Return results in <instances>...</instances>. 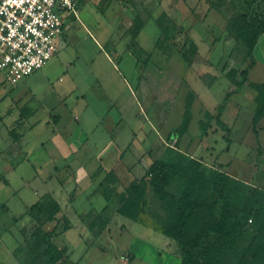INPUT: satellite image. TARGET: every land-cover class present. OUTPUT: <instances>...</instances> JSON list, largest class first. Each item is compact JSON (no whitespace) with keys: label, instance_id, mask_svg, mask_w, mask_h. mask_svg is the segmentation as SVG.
Masks as SVG:
<instances>
[{"label":"rangeland","instance_id":"rangeland-1","mask_svg":"<svg viewBox=\"0 0 264 264\" xmlns=\"http://www.w3.org/2000/svg\"><path fill=\"white\" fill-rule=\"evenodd\" d=\"M129 1L81 0L77 18L63 14L65 26L57 39L58 53L42 70L17 87L10 86L0 71L1 149L11 142L8 131L20 118V110L13 103L21 100L17 105L28 104L37 110L18 130L24 135L21 143L28 142L29 161L21 163L23 159L16 154L13 161L0 159V175L10 181V186L3 185L0 203L12 207L11 213L0 211L5 223L0 227V263L47 264L35 258L39 253L31 236L34 223L17 225L12 218L24 212V203H34L52 193L63 208L58 218L66 215L72 224L71 230L51 241L68 249V264H180L173 240L117 213L106 232L93 239L80 216L100 211L108 202L95 193L97 184L87 172L101 164L108 169L115 167L113 190H125L131 180L141 178L153 161L145 153L161 146L167 134L184 120L189 92L197 96L195 104L213 117L227 93L234 90L224 66L236 42L227 38V21L204 0H135L152 15L135 39L128 31L136 16ZM226 5L232 17H264V0H227ZM163 12L176 27L166 48L160 50L156 48L160 37L156 20ZM191 42L198 46L199 55L189 67L180 52ZM137 49L143 50L140 60L134 54ZM255 57L257 64L249 79L264 84V36ZM204 76L215 77L211 86ZM184 85L187 90L182 89ZM252 95L248 88L241 89L224 111L222 120L232 129L229 151L225 132L206 115L199 119L198 127L179 138L187 135L197 148L198 134H205L200 122L209 123L207 130L213 131L204 137L201 148L182 144L183 149L197 151L194 155L209 163L217 160L228 165L226 171L231 175L264 187V119L257 136L252 126ZM50 113L60 118L56 125L47 124ZM195 120L196 116L192 125ZM199 126L201 131L197 132ZM139 159L142 163L129 178L123 165L126 160ZM55 167L61 169L60 177L67 179L64 185L56 178L48 179ZM74 189L77 194L72 193ZM14 191L19 195L15 197ZM55 224H48L46 230L51 231ZM17 246L16 259L13 251Z\"/></svg>","mask_w":264,"mask_h":264},{"label":"trees","instance_id":"trees-1","mask_svg":"<svg viewBox=\"0 0 264 264\" xmlns=\"http://www.w3.org/2000/svg\"><path fill=\"white\" fill-rule=\"evenodd\" d=\"M204 1L209 9L215 10L227 21V38L236 42L224 66L234 90L227 93L215 117L206 115L209 121L215 119L217 126L225 132L229 151L232 129L222 121V116L232 96L243 88H248L253 94L252 126L257 136L259 124L264 119V84L249 79L250 71L257 64L255 50L264 35V17L257 14L232 17L227 0ZM129 2L136 16L128 31L136 39L152 15L140 2ZM156 24L161 31L156 48L163 50L171 40L170 32L176 25L166 12L161 14ZM142 51H134L137 60H140ZM180 54L191 67L199 55L198 46L191 42L189 48ZM207 78L211 86L215 77H203L204 80ZM194 101V94L189 92L183 123L170 134L168 139L171 143L188 132ZM200 123L207 132L209 123ZM10 133L14 142L20 144L22 136L17 129ZM114 179L113 173H110L106 181L111 184ZM110 195H115L117 199L118 215L151 226L173 240L178 247L180 264H264V187L231 176L223 165H206L182 152L178 143L167 146L162 157L150 166L146 174L131 182L123 192L118 193L108 187L104 196L110 199ZM61 211L60 204L50 195L42 197L29 209L28 215L34 223L31 235L36 244L34 250L39 253L35 254L36 260H46L47 264L69 263L68 249L60 248L51 241L53 237L72 229L70 220L63 217L61 230L58 223L51 232H44V226L57 221ZM81 219L92 236L98 239L110 225L111 209L106 206L101 212L92 210Z\"/></svg>","mask_w":264,"mask_h":264},{"label":"built area","instance_id":"built-area-1","mask_svg":"<svg viewBox=\"0 0 264 264\" xmlns=\"http://www.w3.org/2000/svg\"><path fill=\"white\" fill-rule=\"evenodd\" d=\"M81 0H0V71L17 86L58 53L63 14L78 17Z\"/></svg>","mask_w":264,"mask_h":264},{"label":"crops","instance_id":"crops-1","mask_svg":"<svg viewBox=\"0 0 264 264\" xmlns=\"http://www.w3.org/2000/svg\"><path fill=\"white\" fill-rule=\"evenodd\" d=\"M81 2V1H80ZM75 18H77V17H75ZM132 25V24H131ZM131 25H130V27H131ZM158 29H159V27H158ZM159 36H160V34H161V31H160V29H159ZM264 36V35H263ZM258 46V45H257ZM256 51V50H255ZM24 81V80H23ZM21 83V82H20ZM19 85V84H18ZM11 86V85H10ZM13 87H17V86H13ZM182 89H185V90H187L188 88H187V86H183L182 87ZM181 89V90H182ZM21 100H18L17 102H14L13 104L15 105V107L16 108H18L20 111V118L18 119V120H16L15 122H14V124L11 126V129L8 131L9 132V136L11 137V142L4 148V149H1L0 150V159L2 158V157H4V160L6 159V160H12L13 161V159H14V157H16L17 155H18V157H19V159H23L22 161H21V163H24V162H28L29 161V152H28V142H26V143H24V144H22L21 142L24 140V135L22 134V133H20L18 130H20L22 127H23V125H24V122L26 121V120H29L30 118H32L35 114H36V112H37V110H35V109H33V108H31L28 104H24V105H21V104H18L17 105V103H19ZM195 103H197V96L195 95V101H194V104H193V112H192V114H193V117H192V121H191V124H190V127H189V129H188V132L190 131V130H193V127L195 128V126H197V123H198V121H199V119L200 118H202V120H203V118L205 117V115H207V113H208V111H205V109L202 107V105H200V106H197ZM25 105H27V106H25ZM27 107V108H26ZM217 109H218V107H217ZM216 109V110H217ZM185 112V111H184ZM10 113V112H9ZM8 113V114H9ZM52 113H50L49 114V117H50V120L51 121H47V124H57L58 122H59V117L57 116H55V117H52ZM184 115V114H183ZM217 115V112L214 114V116L213 117H215ZM194 116H196V120H195V122H194V124L192 125V122H193V119H194ZM222 118H223V116H222ZM53 120V121H52ZM201 120V119H200ZM223 121V120H222ZM182 123H183V119H182V122L179 124V125H177V127L176 128H173L170 132H169V134H167V139H166V141L165 142H162L161 144V146H159L158 148H156L155 150H151V151H147L145 154H149V156H151L152 158H153V161H152V163L145 169V173H144V175L146 174V172H147V170L150 168V166L157 160V159H159V158H161L162 157V155H163V151L165 150V148L168 146H175L176 145V143H178V148L182 151V152H184V153H186V154H188L189 156H191V157H193V158H196V159H198V160H201L202 162H204L206 165H208V166H210V167H218L219 165H223V164H221V163H218L217 162V160L215 161V162H213V163H209V162H207V161H205V159L204 158H202V157H198V156H196V155H194V153H196L197 151H195L194 153H188V151H185L184 149H183V146H187V148H194V149H198V148H201V144L203 143V140H204V137L205 136H209V134L213 131V129L212 130H207V132H205V134L204 133H199L198 134V136H199V138H200V142H199V145H198V147L197 148H195L196 146H194V144H193V141L190 139V138H188L187 137V135H185L184 136V138H182V139H180V138H176L175 140H174V142L173 143H171L170 141H169V136H170V134L174 131V130H176V129H178L181 125H182ZM35 126H32V127H30V130H32L33 128H34ZM198 127V126H197ZM219 128V127H218ZM13 129H17V133L19 134V135H21L22 136V140L20 141V144H18V143H15L14 142V140H13V138H12V136H11V131L13 130ZM199 131H201V129H200V126H199V130L197 131V132H199ZM187 132V133H188ZM22 144V145H21ZM182 144H183V146H182ZM16 151H18L17 153H16ZM15 152V153H14ZM14 153V154H13ZM16 154V156H14ZM121 157H123L124 158V156H121ZM20 163V164H21ZM142 162H141V159H139V160H135L134 162H128L127 160H126V163L123 165V171L125 170V173H127L128 174V177L131 175V173H132V171L134 170V169H136L137 168V166L139 165V164H141ZM224 166V170L226 171V168H227V166L228 165H223ZM14 168V167H13ZM116 170L117 169H115V167H112L111 169H108V168H106V167H104L102 164L101 165H96V166H94L93 167V169L92 170H90V172H87V177H89L90 179H91V181H92V183L94 182L95 184H97V186H96V191H95V193H97V194H100V195H102L105 199H106V197L104 196V191L108 188V187H110V188H112V189H114V184L113 183H108L107 181H106V178H107V176H108V174H110V173H113V177H115L116 178V176H117V172H116ZM227 172V171H226ZM228 173V172H227ZM60 174H61V169L59 168V167H55L54 169H53V173H51L50 174V176H49V178L48 179H54V178H56V179H58L59 180V183H61V184H65L66 183V178H64V177H60ZM228 174H230V173H228ZM143 175V176H144ZM231 175V174H230ZM142 176V177H143ZM231 176H233V175H231ZM141 177V178H142ZM233 177H235V178H238V177H236V176H233ZM130 178V177H129ZM3 177H2V175H0V192H3V185H6V186H10V181L8 180V179H4V181H3ZM140 179V178H139ZM239 179V178H238ZM135 180V179H134ZM134 180H131V182H133ZM96 182H98V183H96ZM130 182V183H131ZM245 182H247V181H245ZM93 183V184H94ZM77 187V186H76ZM76 187H75V189H76ZM73 190V192L72 193H74V194H77V191L78 190ZM124 190V189H123ZM123 190H116L118 193H121V192H123ZM19 191H14V195H15V197L17 196V195H19ZM60 195H62L61 193H59ZM46 195H50V196H52L59 204H60V206H61V209H62V212H63V208H62V205H61V203H60V201L58 200V197H56V194L54 195V194H52V193H46V194H44V195H42V196H40L39 197V199H37L34 203H30V204H26V203H24V212L20 215V216H14L13 218H12V222H13V224H19V223H22L23 222V224H24V222H30L31 224L33 223V220H32V218L28 215V211H29V209L33 206V205H35L42 197H44V196H46ZM76 199H74L73 201H75ZM106 201L108 202V204L106 205V206H109L110 207V209H111V213H112V217H113V215L116 213V210H117V208H118V202H117V199H116V197H115V195H110V199H106ZM21 202L23 203V200L21 199ZM105 206V207H106ZM104 207V208H105ZM104 208H102V210L104 209ZM102 210H100V211H97V212H101ZM0 211H7V212H9V213H11L12 212V207L11 206H8L6 203L5 204H3V203H0ZM94 211H96V210H94ZM90 212V211H89ZM87 214V213H86ZM60 215V214H59ZM58 215V216H59ZM82 216H84V214L83 215H81L80 216V219L82 218ZM63 217H66V218H68L66 215H63L62 216V219H63ZM61 218H58V220L57 221H54V222H56V224H55V226H54V228L56 227V225L59 223V228H61V221L62 220H60ZM69 219V218H68ZM70 220V219H69ZM81 221H82V219H81ZM71 222V221H70ZM83 223V222H82ZM5 223H4V217H3V219H2V216H0V227H2V226H5L4 225ZM48 224H51V223H48ZM48 224H46L45 226H44V229L46 230V226L48 225ZM84 224V223H83ZM33 225V224H32ZM85 225V224H84ZM24 226H25V224H24ZM24 226H23V228H24ZM71 226H72V224H71ZM86 227V226H85ZM23 228H21V229H23ZM53 228V229H54ZM87 228V227H86ZM20 229V230H21ZM52 229V230H53ZM51 230V231H52ZM47 232H48V230H46ZM51 231H49V232H51ZM89 231V230H88ZM106 232V231H105ZM104 232V233H105ZM66 233V232H65ZM90 233V232H89ZM91 236H92V234H91ZM58 237V236H57ZM93 237V236H92ZM93 239H95L94 237H93ZM99 239V238H98ZM21 241H18V246H19V243H20ZM2 243V240H1V238H0V244ZM18 246L14 249V251H13V256L16 258V256L14 255V253L16 252V250H17V248H18ZM17 259V258H16ZM180 263H181V261H180ZM0 264H4V263H0Z\"/></svg>","mask_w":264,"mask_h":264}]
</instances>
